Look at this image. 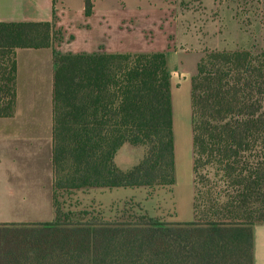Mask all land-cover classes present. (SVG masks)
I'll return each mask as SVG.
<instances>
[{"label": "trees", "instance_id": "trees-1", "mask_svg": "<svg viewBox=\"0 0 264 264\" xmlns=\"http://www.w3.org/2000/svg\"><path fill=\"white\" fill-rule=\"evenodd\" d=\"M54 35L53 23H0V118L14 111L16 49L50 47ZM53 103V196L173 184L163 53L56 55ZM191 126V222H73L56 207L53 221L17 234L0 264H252L251 227L264 223V50L201 58ZM124 144L144 148L125 171L114 163Z\"/></svg>", "mask_w": 264, "mask_h": 264}, {"label": "crops", "instance_id": "crops-1", "mask_svg": "<svg viewBox=\"0 0 264 264\" xmlns=\"http://www.w3.org/2000/svg\"><path fill=\"white\" fill-rule=\"evenodd\" d=\"M209 4L213 3L201 0L203 10L197 13L188 8L186 0H92L91 9L86 13L85 0H0V23L48 22L53 23L55 33L50 47L15 51L14 111L11 117L0 118V186L13 187L7 190L10 195L40 202L44 210L52 212L51 220L54 219L56 55L163 53L169 73L174 182L152 187L171 198L174 220L167 223L191 222L193 212L180 218L176 209L178 190L186 187L192 188V207L191 80L207 52L252 50L250 43L255 35L241 29L232 14L208 22L205 14ZM228 37L233 49L209 46ZM142 157L143 149L124 144L117 150L114 163L125 171ZM150 190V187L83 188L77 192L86 202L101 208L112 204L121 206L131 200L146 210L148 206L144 204L148 202L146 196ZM158 200L161 204L160 197L155 202ZM251 235L252 264H264V223L254 224Z\"/></svg>", "mask_w": 264, "mask_h": 264}, {"label": "rangeland", "instance_id": "rangeland-1", "mask_svg": "<svg viewBox=\"0 0 264 264\" xmlns=\"http://www.w3.org/2000/svg\"><path fill=\"white\" fill-rule=\"evenodd\" d=\"M187 6L193 12L199 13V10H203L201 6V0H186ZM209 4L206 12V20L208 22H214L222 15L230 16L238 21L240 28L245 32L252 31L253 50H259L264 47V0H209ZM203 5V4H202ZM212 5V6H211ZM195 13V14H197ZM204 13L202 12V15ZM217 27L218 24H217ZM221 30V27H219ZM230 27L228 28V30ZM248 42L246 41L245 45ZM210 47L215 48H227L233 49V44L230 37L225 40L216 41L215 45L209 44ZM143 149L144 148H136ZM8 189H14L13 187L0 186V255H3L13 245L12 243L17 240V234L20 231L26 229H33L39 226L36 224L51 222L52 212L44 210V207L40 202L29 200L25 197L17 195H10ZM150 191L147 192L146 210L140 207L137 203L124 201L123 205L117 206L112 204L101 208L89 204L78 190L61 191L59 194H55L54 199L56 205L53 206V210L58 207L62 211L72 212L70 221L76 222L80 220L83 223H90L95 221L107 222V223H134L137 219L144 217L146 219H152L157 222H165L174 220V207L171 204V198L168 193H162L160 189L156 192V188L150 187ZM161 193V195H160ZM191 193L188 187L178 190L176 209L177 215L180 218H185L192 214L191 207ZM157 197V198H155ZM161 198V204L159 200L156 203L155 200ZM164 203V204H163ZM51 220V221H50ZM189 223V222H188Z\"/></svg>", "mask_w": 264, "mask_h": 264}, {"label": "built area", "instance_id": "built-area-1", "mask_svg": "<svg viewBox=\"0 0 264 264\" xmlns=\"http://www.w3.org/2000/svg\"><path fill=\"white\" fill-rule=\"evenodd\" d=\"M62 190H57L56 192H55V194L57 195V194H59V192H61Z\"/></svg>", "mask_w": 264, "mask_h": 264}]
</instances>
